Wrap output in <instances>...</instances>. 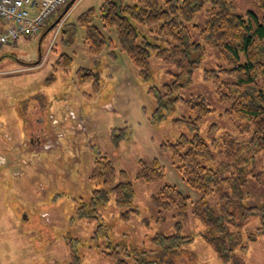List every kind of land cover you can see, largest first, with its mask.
I'll list each match as a JSON object with an SVG mask.
<instances>
[{"label":"rangeland","instance_id":"374dc122","mask_svg":"<svg viewBox=\"0 0 264 264\" xmlns=\"http://www.w3.org/2000/svg\"><path fill=\"white\" fill-rule=\"evenodd\" d=\"M229 1L234 12L251 10L264 19V10L252 0ZM102 2L75 0L51 26L63 5L38 36H22L14 44L0 45V264H72L70 247L74 249L72 262L112 264L101 253L120 246L135 252L130 264L137 259L153 260L148 264H232L218 258L205 243L200 233L203 226L190 211L179 224L180 234L192 238L187 251L173 256L155 253L151 237L173 233L177 219L174 211H168L163 221L156 222L151 194L164 185H174L191 200L199 198L175 170L169 153L160 150V144L187 132L173 119L188 116V112L167 95L156 110L157 101L149 88L156 86L164 95L162 86L172 82L171 73L177 70L152 56L148 78L140 77L119 48L115 31L102 27ZM89 9L95 16L94 25L113 43L97 56L88 53L85 27L77 20ZM4 25L0 20V28ZM192 34L196 38L194 31ZM64 57L72 59L71 66L58 69L56 62ZM261 58L264 61V56ZM220 66L225 64L217 52L205 47L192 83L174 95L184 100L201 97L214 109L199 124V132L216 160L226 161L218 146L226 147L223 133L246 139L247 135L234 130L223 115L225 104L219 103L212 82L203 80L205 69ZM82 69H86L83 74H90L88 69L99 73L96 86L78 79L77 71ZM98 153L106 155L117 171H126L133 182L131 206L137 212L127 222L120 220L112 195L98 208L96 220L77 217L78 206L95 188L90 175ZM140 159H157L163 178L153 182L136 179ZM252 164L255 170L264 169V153ZM243 192L246 205H264V189L251 179ZM215 201L212 195L208 197L212 206ZM238 232L236 254L243 264H264V223L260 218L248 221Z\"/></svg>","mask_w":264,"mask_h":264},{"label":"trees","instance_id":"16d2710c","mask_svg":"<svg viewBox=\"0 0 264 264\" xmlns=\"http://www.w3.org/2000/svg\"><path fill=\"white\" fill-rule=\"evenodd\" d=\"M252 1L264 10V0ZM99 16L104 29L115 31L119 48L129 56L140 77L148 78L152 56L163 66L172 65L177 70L171 73L172 82L162 86L164 95L159 94L156 86L149 88V94L157 101L156 110L167 95L173 96V101L182 104L188 112V116L173 119L176 126L187 132L179 134L175 141L160 144V150L169 153L175 170L198 192L199 198L191 200L174 185H164L151 194V203L157 209L156 222L163 221L168 211H174L177 219L173 233H156L151 237L157 248L155 253L173 256L187 251L192 238L180 234L179 224L190 211L203 226L202 239L218 258L243 264L236 254L240 241L238 229L256 217L264 223V205H246L243 192L250 179L264 189V169L255 170L252 164L253 159L264 153V61L261 58L264 56V19L251 10L244 14L234 12L229 0H103ZM94 17L89 9L77 20L85 27L84 44L88 53L97 56L113 43L94 25ZM192 31L197 34L196 38ZM205 47L217 52L225 66L205 69L203 80L212 82L219 103L225 104L223 115L234 130L247 135L246 139L223 133L226 147L218 146L226 161L216 160L210 144L199 132V124L214 109L201 97L184 100L174 95L180 87L192 83V74L200 67ZM71 63L70 57H64L56 62V67L67 70ZM85 70L77 71L78 79L92 81L96 86L99 73L88 69L90 74H83ZM163 175L157 159L138 160L136 179L153 182ZM90 179L95 188L78 206L79 219L96 220L98 208L108 202L109 195L113 196L121 221H129L137 212L131 206L135 194L133 182L126 171H117L106 155L98 153ZM210 195L216 200L214 206L208 202ZM73 251L70 247L71 260ZM134 253L133 249L120 246L103 250L101 255L112 264H130ZM71 260L70 263L77 264ZM152 262L137 259L135 264Z\"/></svg>","mask_w":264,"mask_h":264},{"label":"built area","instance_id":"2783aa9c","mask_svg":"<svg viewBox=\"0 0 264 264\" xmlns=\"http://www.w3.org/2000/svg\"><path fill=\"white\" fill-rule=\"evenodd\" d=\"M68 0H0V45L14 44L19 37L39 34Z\"/></svg>","mask_w":264,"mask_h":264},{"label":"water","instance_id":"95a60500","mask_svg":"<svg viewBox=\"0 0 264 264\" xmlns=\"http://www.w3.org/2000/svg\"><path fill=\"white\" fill-rule=\"evenodd\" d=\"M73 1H75V0H70V1L64 6L63 11H62L61 14L56 18L55 22H54L51 26H53L55 23H57V22L59 21V19L62 17V15L66 12V10H67L69 4H71ZM39 58H40V57H39Z\"/></svg>","mask_w":264,"mask_h":264}]
</instances>
